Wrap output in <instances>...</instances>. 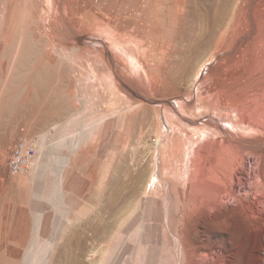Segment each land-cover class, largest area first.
<instances>
[{
	"label": "rangeland",
	"instance_id": "obj_1",
	"mask_svg": "<svg viewBox=\"0 0 264 264\" xmlns=\"http://www.w3.org/2000/svg\"><path fill=\"white\" fill-rule=\"evenodd\" d=\"M132 1L0 0V264H257L256 236L239 220L208 214L201 228L186 217L197 202L183 155L204 140L202 124L213 117L236 134L247 130L234 108L197 104L234 52L218 51V37L180 76L175 40L188 26L180 20L174 40L164 38ZM128 43L138 71L132 52L118 50ZM155 64L162 80L149 71ZM179 127L198 134L174 136ZM24 137L38 156L29 174L12 176L7 161ZM178 142L184 150L174 153ZM218 147L214 169L227 171L233 155ZM187 228L206 245L188 242Z\"/></svg>",
	"mask_w": 264,
	"mask_h": 264
},
{
	"label": "bare ground",
	"instance_id": "obj_2",
	"mask_svg": "<svg viewBox=\"0 0 264 264\" xmlns=\"http://www.w3.org/2000/svg\"><path fill=\"white\" fill-rule=\"evenodd\" d=\"M132 2L134 4L128 3V5L134 6V8L140 6L139 9H142V12L146 8L147 11L149 10L145 13L149 15L150 25L153 28L156 26L160 28V33L164 38L174 40L172 36L177 31L180 20L185 26H188V29L186 27L182 29L179 39L175 40L179 44L180 61L178 67L180 76L188 68L190 56L218 37H222V41L216 48L218 51L232 50L234 52V64L228 69L219 71L220 74L215 77L214 84L206 88L203 98L197 100V104L199 109L207 110L219 107L221 112L231 111L234 108L238 115V122L247 130L242 134H236L222 126L220 118L217 120L213 117H211L210 123L202 124L206 128L204 140L194 143L196 146L195 148L193 146L194 151L192 147H189L187 158L183 155L186 169L184 177L188 179L189 194L197 202L187 212L186 217L189 225L199 223L201 228L204 227L201 220L203 216L207 218L208 214H213L211 219L215 221H218L217 219L224 221L239 220L250 233L256 236L258 243L256 249L257 264H264V0H134ZM168 7L174 9L173 14H166L165 11ZM180 28L179 26L178 32ZM159 30L157 31L159 32ZM109 34L111 33L109 32ZM114 39L117 40L115 37ZM133 44L128 43L125 47L119 46L118 50L122 51L123 54L132 52L127 55L128 62L134 69H137L140 66L139 60L135 57V44ZM105 56L108 62H112L114 66L120 64L110 58V53H106ZM72 60V67L77 70L76 61ZM49 61L52 62L50 59ZM156 61L158 62L159 59ZM158 65L155 64L153 70H150V67L147 68L152 71V76L162 80V73ZM215 92H218V96L221 97L219 106L214 100L217 95L211 96ZM170 112L173 114L172 111ZM189 124L196 125L199 124V121L192 120L189 121ZM180 129L179 127L176 134L173 135L181 137L184 133L180 132ZM189 132L184 135L190 134L194 138L198 134L196 131ZM158 142L160 147L161 142ZM220 145L229 149L233 156L231 157L230 154L229 157L232 159L227 160L229 161L227 171L221 170L220 167V169L218 168L219 172L218 170L216 172L214 168H216V163H219V158L218 160L215 158L216 147ZM217 149L219 150V147ZM183 150L184 144L178 142L173 152L181 153ZM217 156L220 157V154ZM185 185L186 183H184V187ZM192 237L196 242L206 245L207 240H204L203 235L197 237L195 234L194 236L187 228L184 232V238L192 243ZM228 262V260H220L219 264H229Z\"/></svg>",
	"mask_w": 264,
	"mask_h": 264
},
{
	"label": "built area",
	"instance_id": "obj_3",
	"mask_svg": "<svg viewBox=\"0 0 264 264\" xmlns=\"http://www.w3.org/2000/svg\"><path fill=\"white\" fill-rule=\"evenodd\" d=\"M38 148L34 139L21 138L12 148L7 167L12 176H24L34 168Z\"/></svg>",
	"mask_w": 264,
	"mask_h": 264
}]
</instances>
